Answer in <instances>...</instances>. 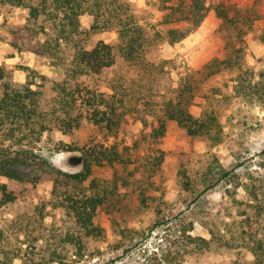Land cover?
Returning <instances> with one entry per match:
<instances>
[{
	"label": "rangeland",
	"instance_id": "obj_1",
	"mask_svg": "<svg viewBox=\"0 0 264 264\" xmlns=\"http://www.w3.org/2000/svg\"><path fill=\"white\" fill-rule=\"evenodd\" d=\"M130 1L153 38L149 58L168 60V69L157 79L158 89L169 91L177 85L182 73L200 68L212 57L223 58L232 49V29L217 16L212 6L216 0H208L206 16L195 30L174 42L166 31L191 25L186 19L188 0ZM233 1L241 9L254 11L245 61L256 70H264V0ZM80 23L88 30L91 16L82 14ZM46 35L40 28V20H30L27 8L0 3V64L8 65L17 84L28 79L24 67L33 68L32 73L36 75L33 87L41 91V103L47 108L51 105L53 80L63 71L34 51ZM115 35L112 31L88 32L84 40L93 45L100 39L110 41ZM116 70L123 72L124 68L119 65ZM114 73L109 69L86 82L107 91ZM234 76L233 72L218 75L199 90L192 105V111L199 113L206 104L204 101L209 100L204 99L207 95L219 111V126L211 134L190 136L175 122L168 123L165 135L157 144L164 156L161 167L155 172L137 164L147 155L145 134L151 126L145 125L134 113L125 115L115 141L131 147V160L125 165L94 167L91 176L108 186L110 192L97 215L102 234L84 240L82 255L75 251L74 244L61 242L66 216L52 200L54 169L80 170L81 164L71 166L66 159L72 154L82 155V150H65L67 145L81 147L91 139L109 143L114 138L106 139L85 120L71 133L52 129L39 141L24 138L22 144L32 148L39 159L21 164V168L39 176V180L35 185L10 183L17 188L19 196L0 210V264L4 261L5 264H56L47 262L53 247L62 251L63 264H155L157 260L151 259L153 252L162 264H247L252 255L237 246L181 251L182 256L164 260L163 252L173 249L172 245L163 240L162 228L149 231L156 221L169 219L167 225L176 231L173 234L181 233V223L183 226L191 223L192 228L187 230L191 235L209 239L212 231H220L231 237L235 226L229 223L240 219L242 210H253L248 205L254 202L252 192L246 190L244 184L252 187L253 180L258 182L264 176V101L235 96ZM13 142L17 146L16 140ZM233 166L241 184H236L235 180L212 184L217 171ZM185 180L192 181L191 186L184 185ZM2 182L7 179L0 176ZM211 184L204 190L205 185ZM262 229L264 232V225Z\"/></svg>",
	"mask_w": 264,
	"mask_h": 264
},
{
	"label": "trees",
	"instance_id": "obj_2",
	"mask_svg": "<svg viewBox=\"0 0 264 264\" xmlns=\"http://www.w3.org/2000/svg\"><path fill=\"white\" fill-rule=\"evenodd\" d=\"M207 2L188 0L186 19L191 25L168 28L166 33L171 42L184 38L201 24L210 6ZM0 3L12 8H27L30 20H40V28L47 35L34 51L63 71L53 80L51 105L46 108L41 103V91L33 87L36 76L32 73L33 68L25 66L28 79L17 84L8 65L0 64V176L7 179V182L0 183V210L19 196L17 188L10 183L35 185L39 180V176L21 168V164L38 162L39 159L32 148L22 144L24 138L39 141L46 131L52 129L71 133L81 127L84 120L106 139L114 138L109 143L91 139L81 147L67 145L65 150H82L80 170L54 169L52 200L66 216L61 242L74 244L79 255L84 253L87 237L102 234L97 215L110 192L108 186L91 176L94 167L125 165L131 160V147L115 141L126 114L134 113L145 125L151 126L145 134L147 155L137 164L155 172L161 167L164 156L157 144L165 135L169 122H175L190 136L209 135L219 126V111L209 101V96L204 97L209 100L204 101L206 104L199 113L192 111L199 90L218 75L233 72L235 96L264 101V70H256L245 61L254 11L241 9L233 0L212 2L217 16L232 29V49L223 58L212 57L200 68L185 71L169 91L158 89L157 80L159 74L168 69V60L149 58L148 49L153 38L147 24H143L134 12L130 0H0ZM84 13L91 16L88 30L80 23V16ZM101 31H112L116 35L110 41L100 39L93 45L84 40L88 32ZM119 65L124 68L123 72L116 70ZM109 69H113L116 75L108 83L107 91L86 82V79L102 76ZM14 140L17 146L13 144ZM262 167L264 169V163ZM235 169L236 166L220 169L212 184L225 180H235L239 184ZM252 182V187L246 183L244 186L252 192L254 202L248 205L253 210H242L239 213L241 218L229 223L235 226L231 237L220 231H212L209 239L191 235L187 233L193 226L191 223L188 226L181 223V233L173 234L176 231L167 225L169 219L156 221L149 231L162 228L163 240L173 247L169 252H163V259L171 261L182 256L181 251L237 246L252 255L247 264H264V176L258 182ZM191 183L190 180L184 181L186 186ZM212 184L205 185L204 190ZM228 229L226 227V232ZM151 256L153 261L157 260L155 264H162L155 252ZM62 258V251L53 247L47 262L63 264Z\"/></svg>",
	"mask_w": 264,
	"mask_h": 264
},
{
	"label": "water",
	"instance_id": "obj_3",
	"mask_svg": "<svg viewBox=\"0 0 264 264\" xmlns=\"http://www.w3.org/2000/svg\"><path fill=\"white\" fill-rule=\"evenodd\" d=\"M83 156L81 154H72L67 157L66 162L68 165L76 166L82 163Z\"/></svg>",
	"mask_w": 264,
	"mask_h": 264
}]
</instances>
